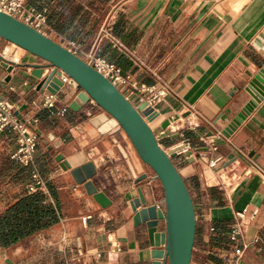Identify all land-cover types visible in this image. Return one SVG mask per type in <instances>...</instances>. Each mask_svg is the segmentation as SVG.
Masks as SVG:
<instances>
[{
	"label": "crops",
	"instance_id": "obj_1",
	"mask_svg": "<svg viewBox=\"0 0 264 264\" xmlns=\"http://www.w3.org/2000/svg\"><path fill=\"white\" fill-rule=\"evenodd\" d=\"M39 7L49 16L43 32L57 42H76L84 59L97 44L139 85L165 92L150 125L165 149L186 145L191 152L174 161L195 203L202 247L214 237L221 247L211 252L229 264H264V181L254 167L264 170V96L223 133L252 98L246 88L264 66V0H40ZM110 14V35L102 36ZM50 71L0 37V91L20 118L37 119L39 134L34 162L25 165L11 157L17 133H0V264H163L155 252L164 243L156 244L155 234L165 231V220L152 231L137 218L144 205L159 208V179L122 129L95 122L102 112L96 104L71 108L79 90L70 83L46 108L51 92L39 83ZM121 90L136 106L145 102L146 93L131 85ZM179 120L184 132L162 134L165 123ZM59 155L71 168L94 164L91 180L107 206ZM34 168L45 190H30ZM238 224L240 239L232 240ZM237 247H244L241 256Z\"/></svg>",
	"mask_w": 264,
	"mask_h": 264
},
{
	"label": "water",
	"instance_id": "obj_2",
	"mask_svg": "<svg viewBox=\"0 0 264 264\" xmlns=\"http://www.w3.org/2000/svg\"><path fill=\"white\" fill-rule=\"evenodd\" d=\"M0 37L35 54L51 68V71L41 79L40 88L43 87L51 93H59L66 85L61 79L62 71L65 72L70 77L69 83L79 90L71 103V108L78 111L86 104L94 103L102 111L95 118V122L100 123V126L102 122H107L104 130L113 124L126 133L140 158L159 179L164 191L159 208L156 205H144L137 212V218L146 221L152 231H156L159 220L166 222L165 231L155 234L156 244L164 243V248L157 250L155 254L164 259L163 264H193L197 212L188 185L174 162V157L183 146L170 150L163 147L150 125V121L156 115L155 111L148 108L146 102L136 106L119 87L82 56L43 31L1 9ZM3 65L9 70L13 68L7 61H3ZM246 89L252 98L223 131L227 136L264 96V66L251 76ZM163 126L166 127V123ZM187 153L191 154L190 151ZM57 159L64 169H71L75 181L84 183L87 191L94 195L101 205L109 204V200L102 192H98L91 180L96 174L92 162L71 168L62 155ZM141 203L144 204V200Z\"/></svg>",
	"mask_w": 264,
	"mask_h": 264
},
{
	"label": "built area",
	"instance_id": "obj_3",
	"mask_svg": "<svg viewBox=\"0 0 264 264\" xmlns=\"http://www.w3.org/2000/svg\"><path fill=\"white\" fill-rule=\"evenodd\" d=\"M0 9L17 17L29 25L36 27L41 31H43L42 28L46 25V15L43 12L28 6L26 4V0H0ZM112 18L113 15L110 14L106 19V22L101 29L102 36L110 35L109 24ZM65 46L77 54L82 51L81 46L74 41H70V43ZM85 57L90 64H92L99 72L109 78L120 89L125 85H131L133 89L146 93L145 102L148 108H151L154 111L156 104L166 95L164 91H158L155 85H139L135 80H133L131 75L124 74L118 65L107 60L106 58L96 55L93 50L86 52ZM61 79L64 84L70 82V77L63 71ZM56 100L57 94L51 93L46 96L44 106L46 108L52 109L55 106ZM36 121L37 119L20 118L18 116V107L9 103L0 91V133L7 129H12L17 133L18 147L16 151L12 153L11 157L15 161L25 165H29L34 162V155L39 142V134L33 126V122ZM185 127V122L182 120L170 122L165 128H163L162 134H164V136H171L173 133H181L185 131ZM204 141L207 142V139L204 138ZM188 150L189 148L184 145L178 150L177 154H183ZM254 167L264 181V170H262L257 165H254ZM31 177L32 184L30 186V190H45V180L36 168L32 170ZM241 230L242 228L240 224L233 227L231 229V239H240ZM243 253L244 247H237L235 249V254L237 256H241Z\"/></svg>",
	"mask_w": 264,
	"mask_h": 264
},
{
	"label": "trees",
	"instance_id": "obj_4",
	"mask_svg": "<svg viewBox=\"0 0 264 264\" xmlns=\"http://www.w3.org/2000/svg\"><path fill=\"white\" fill-rule=\"evenodd\" d=\"M39 1L40 0H26V4L28 6L33 7V8H35V9H37L39 11V8H40L39 7ZM44 13H45V15H47V20L49 22L48 12L44 11ZM112 29H113L112 32L115 33L116 32L115 25L113 26ZM81 48H82V46H81ZM92 50L98 56H101V57L105 56L103 51L97 49V44L94 45V47L91 48L89 51H92ZM78 54L80 55V52ZM212 247H215V248L221 247L220 243L217 242V238L212 237L210 239L209 245L205 246V247H202V240H201V236L199 234V228L197 227L196 241H195V247H194V252H193V262H194V264H229L223 258L219 257L215 253H212L211 252ZM199 249L205 250L207 252L206 255H200L199 252H197V250H199Z\"/></svg>",
	"mask_w": 264,
	"mask_h": 264
}]
</instances>
